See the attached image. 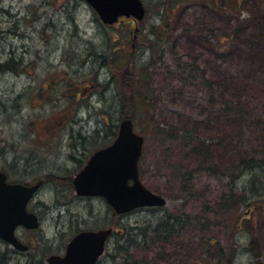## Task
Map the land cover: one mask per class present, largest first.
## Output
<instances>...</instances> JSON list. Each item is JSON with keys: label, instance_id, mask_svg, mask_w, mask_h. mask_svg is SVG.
<instances>
[{"label": "rangeland", "instance_id": "rangeland-1", "mask_svg": "<svg viewBox=\"0 0 264 264\" xmlns=\"http://www.w3.org/2000/svg\"><path fill=\"white\" fill-rule=\"evenodd\" d=\"M159 1L142 0L147 15L139 28L159 23ZM230 1L190 0L171 9L162 61L141 83L153 91L154 108L134 126L141 134L150 122L175 130L195 125L202 159L163 135L148 136L140 178L167 203L127 213L114 225L105 201L78 198L58 178L72 181L106 145V124L119 125V95L106 85L110 69L99 55L105 50L110 57L118 32L134 24L122 18L102 26L83 0H0V62L21 59L24 69L0 71V169L13 182H45L30 205L39 230L17 231L29 256H43L47 264L46 257L60 254L75 233L112 227L135 241L130 254L140 264H264V208L254 214L247 179L233 183L225 170L239 152H264V144L248 138L245 119L228 117L230 107L246 121L264 117V3ZM129 49L143 55L141 48ZM93 76L97 82L91 83ZM29 120L36 123L31 129ZM52 120L61 126L45 129ZM165 215L178 220L172 237L144 244L137 228L155 226ZM250 236L258 243L257 260L245 250ZM116 239L111 236L97 264L122 263L111 257L118 255ZM26 257L11 255V264H24Z\"/></svg>", "mask_w": 264, "mask_h": 264}, {"label": "trees", "instance_id": "trees-1", "mask_svg": "<svg viewBox=\"0 0 264 264\" xmlns=\"http://www.w3.org/2000/svg\"><path fill=\"white\" fill-rule=\"evenodd\" d=\"M189 1L190 0H167V2H165L164 0L159 1L157 11L159 13V23L157 25L152 24L146 30L142 28V25V27H138V30L136 32V24H134L133 27L127 28L123 26L118 32V36L115 40V42H120L117 44H113V46L111 45L110 47L109 55L111 56L106 57V55H104L105 50L99 55V58H104L103 60H106V64H104V66H107V68L110 69V79L108 83H106V85L112 84L119 95V122L122 119L128 118L131 119L134 124V122H136L140 118L151 115V112L154 108V103L151 99L153 91L151 89L142 87L141 83L143 81L148 82L147 80L149 77V71L156 63L162 61V58L164 56L163 43L165 42L164 39L169 30V21L171 20L169 13L171 11L173 12V10L171 9L176 6L179 7L180 5L185 4ZM261 1L264 3V0ZM168 2H170V5H168ZM231 2L235 6L238 1H230V4ZM143 22L144 19L141 23ZM106 27L111 28V26ZM142 31L144 33H142ZM261 32L264 38V28H261ZM131 44L133 48L129 49L128 47H131ZM138 48H141V51H143V55L141 57H138L137 54L135 57L131 54V51H127L128 49L135 50ZM144 57H146L145 60ZM21 65V59L15 60V58L10 57V59L0 62V71H9L14 73H16L17 71L22 72L20 70L24 69H22ZM92 82H97V79L94 76L91 80V83ZM67 84L68 86H71V83ZM68 97L72 98L73 96L69 95ZM78 97L79 95H77V98ZM66 108L70 109L72 108V105H68L62 110L65 111ZM245 115L246 114H243L238 109L230 107L228 117L230 121H233L235 123L241 122L243 119H245L243 120V122H245L244 124L249 123L248 138L251 139L254 144H264V117H253L250 121H246L247 117H245ZM61 119H58L59 122H61ZM72 119L70 121H72ZM59 122L55 123L52 120L48 122V124L45 126V129L48 130L51 127H54V129H56V126H61L58 125ZM35 124L36 123H34V121H30V127H28V129H31V125L34 126ZM117 128V124H106L105 129H107V139L104 140L106 142V145H109L114 140L117 133ZM152 134L163 135V138L166 141L178 144L183 150L194 154L197 158L202 159L201 147L198 146L200 141L196 133L195 125L191 127L183 126L181 129L175 130L170 126L165 128L163 126L156 125L153 122H150L144 127L141 135H143L144 139H146ZM234 159V163L230 162V166L225 168V170L232 173L230 175V179L233 183L237 181L239 182V180L241 181L243 177L247 179L245 186L248 190L247 192L251 194L250 199L253 201L251 207H254V210H252V212L256 214L259 208H264V152H255L254 149H251L250 151L237 153ZM139 174H141L140 170ZM54 180H57V178H53V181ZM58 180L59 184L72 185L71 179H67L66 177H60L58 178ZM19 182L23 183V181ZM111 213L112 216H114L112 224L117 225L118 220L122 217V215H116L113 211H111ZM246 219L247 218H245V220ZM177 221L178 220H176L173 215H165L157 221L155 226L149 225L137 228V230H139L138 235L141 237V241L144 244L157 240L160 242L162 241L161 243H167L172 237V233L174 231L175 225L177 224ZM123 232L124 230L122 229L117 231L116 233H113V235L117 237L116 241H114V244L115 250L118 252V255H112L111 257H119L122 262L121 264H140L138 260L136 261L133 258V255L130 254V251L135 247V241L123 239ZM0 244L3 247L2 249L0 248V264H11L13 260H10V256L14 254L18 255L19 253L9 248L8 245L3 243L2 241H0ZM30 250L31 248L27 253L23 254L24 256H27L26 258H28V260L24 264H44L42 262L43 256H41L40 259H37L36 257L31 255L29 256L28 254ZM245 250L255 260H257L260 256L258 243L253 236H250L248 238Z\"/></svg>", "mask_w": 264, "mask_h": 264}, {"label": "water", "instance_id": "water-1", "mask_svg": "<svg viewBox=\"0 0 264 264\" xmlns=\"http://www.w3.org/2000/svg\"><path fill=\"white\" fill-rule=\"evenodd\" d=\"M103 24L112 25L121 17L141 21L145 9L140 0H83ZM143 137L134 132L130 119H122L114 141L95 152L85 167L73 178L78 196H97L104 199L118 215L138 208L164 207L167 201L147 190L138 174V161L143 147ZM42 181L31 186L9 184L0 171V239L12 248L25 252L27 247L15 236L23 227L36 230L39 221L26 210L28 201L41 186ZM112 229L82 231L66 245L63 256L51 255L48 264H95L102 255Z\"/></svg>", "mask_w": 264, "mask_h": 264}, {"label": "flooded vegetation", "instance_id": "flooded-vegetation-1", "mask_svg": "<svg viewBox=\"0 0 264 264\" xmlns=\"http://www.w3.org/2000/svg\"><path fill=\"white\" fill-rule=\"evenodd\" d=\"M86 162H87V161H86ZM8 182L11 183V181H9V180H8ZM75 196H76V195H75ZM76 197H78V196H76ZM78 198H80V197H78ZM89 199H92V198H89ZM29 210L32 211L30 208H29ZM98 230H99V229H98ZM94 231H95V230H94ZM25 232H26V233H29V231H25ZM64 250H65V246H64L63 251H62L60 254H56V255H59V256L63 255ZM103 255H104V254H103ZM103 255H102V256H103ZM102 256H101V257H102ZM101 257H100V258H101ZM99 260H100V259H99ZM99 260H98V261H99ZM97 263H98V262H97Z\"/></svg>", "mask_w": 264, "mask_h": 264}]
</instances>
